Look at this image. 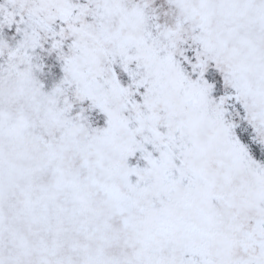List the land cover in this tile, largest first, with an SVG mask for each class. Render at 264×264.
<instances>
[{"label": "snow or ice", "instance_id": "snow-or-ice-1", "mask_svg": "<svg viewBox=\"0 0 264 264\" xmlns=\"http://www.w3.org/2000/svg\"><path fill=\"white\" fill-rule=\"evenodd\" d=\"M0 264H264V0H0Z\"/></svg>", "mask_w": 264, "mask_h": 264}]
</instances>
